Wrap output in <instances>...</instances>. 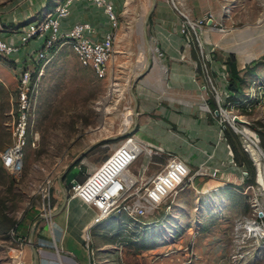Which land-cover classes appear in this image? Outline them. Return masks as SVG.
<instances>
[{
    "label": "rangeland",
    "instance_id": "rangeland-1",
    "mask_svg": "<svg viewBox=\"0 0 264 264\" xmlns=\"http://www.w3.org/2000/svg\"><path fill=\"white\" fill-rule=\"evenodd\" d=\"M211 1L213 21H206L203 14L200 17L190 15L193 20H204L201 31L199 29L196 32L194 27L191 28L200 61L203 55L199 40L203 43L205 54L215 52L223 61L234 51L246 77L244 88L250 96L246 101L248 106L245 108L238 105L237 101L231 102L226 98L224 108L241 114L251 123L230 122L228 119H224V122L227 125L225 131L230 134L229 138L226 135L228 140L230 136L234 139L239 156L247 160L249 176L218 189L199 191L192 185L195 175L176 195L177 200L184 204L179 205L174 201L169 212H166L165 204H161L154 214L146 217L147 220L154 219L157 222L135 225L128 221L126 213L115 212L105 219L109 224L101 227L98 224L96 229H92V233L97 236L94 240L90 236L85 243L99 245L109 241L104 245L107 249L115 248L123 252L125 249L141 252L146 248L174 243L163 250V254L166 250L171 253L183 246L192 249L198 244L204 256L202 264H264V236L248 228L252 222L264 226V210L259 208L262 199L260 191H264V188L258 170L259 162L264 161V154L256 143L243 137L235 127L243 128L264 150V97H257L259 90L261 94L264 91V0ZM20 2L22 0H0V35L7 36L6 33L13 32V21L9 17L16 9L15 5H20ZM141 2H131L133 15L139 14L141 9L144 12L139 16L140 22L135 20L132 32L126 33L123 30L124 33L121 31L117 34L114 44L117 49L114 50L105 76L98 77L90 65L83 64L68 43L63 44L46 60L39 78L35 110L27 128L21 167L18 170L2 164L3 152L17 140L14 132L17 69L15 71L9 63L10 57L0 55V264H17L12 255L15 250L13 246L19 245L18 236L23 234V227L29 231L28 226L32 225L34 219L40 222L43 216L51 218L43 214L48 205V197L45 196L48 189L51 204L55 205V209L60 207L65 193L59 181L61 174L66 171L62 179L70 199L68 183L74 177L83 178L117 143L134 131L137 118L133 114L135 97L131 87L136 92L137 84L144 75L140 74L138 82L132 85L138 72L145 69L149 46L144 40L143 31V19L149 9L147 6L140 8ZM201 3L206 7L205 1ZM172 4L178 9L174 2ZM179 12L183 18L184 15ZM151 16L152 12L149 19ZM149 19L146 28L151 42ZM39 43L40 40L33 37L11 56L24 55L37 48ZM214 59V63H217V59ZM29 65L36 69L38 63L31 62ZM208 66L212 68L209 63ZM256 69L260 71L259 74H256L258 71L254 73ZM13 74L15 78L11 79ZM5 75L8 77L5 78ZM202 78L209 84L208 90L211 92L212 83L208 76L202 74ZM215 81L221 87V81L216 78ZM232 112H226L231 119ZM220 116L225 117L224 110L220 111ZM84 150L81 160L73 162ZM148 155L143 151L131 169L138 170ZM152 155L154 162H151L149 170L161 166L168 156L167 153ZM235 160L241 164L237 158ZM49 178L52 179L50 188L46 183ZM80 201H69L72 221L84 209ZM85 215L92 218L89 211ZM75 231L79 232L78 226ZM181 242L182 245L179 244ZM154 250L151 258L148 254L142 255L138 263L151 264V260L159 254ZM132 255H128L125 262H134L136 257ZM111 261L115 262L113 259Z\"/></svg>",
    "mask_w": 264,
    "mask_h": 264
},
{
    "label": "crops",
    "instance_id": "crops-1",
    "mask_svg": "<svg viewBox=\"0 0 264 264\" xmlns=\"http://www.w3.org/2000/svg\"><path fill=\"white\" fill-rule=\"evenodd\" d=\"M59 1L61 0H22L20 5H15L16 9L9 17L13 21L12 26H17L30 18L42 15ZM113 1L119 15L116 36L123 30L126 33L132 32L135 27V20L139 21V16L144 11L141 9L139 14L133 15L131 6L133 0ZM141 1L140 8L147 6L149 9L152 6L153 0ZM171 1L157 0L151 11L149 26L152 31L150 44L152 45L153 56L149 70L137 84V125L132 133L143 143L160 150L163 149V151L155 154L172 151L184 156L196 172V179L192 182L193 187L199 191L214 190L241 181L242 173L244 172L247 177L248 170L245 163L236 162L230 141L226 135L222 136L219 116L202 105L206 100L211 103L210 99H214V106L218 105L219 102H216L212 91L205 95L201 89L203 79L198 72V66L200 67L198 47L196 42L192 44L186 42L185 34L181 29L182 16L179 12V10L181 13L185 11L192 16L200 17L201 14L213 15L214 9L211 0H173L178 9ZM201 1L206 2V7L202 6ZM208 1L210 2L208 3ZM192 8L196 12L195 14H193ZM86 19L92 21L96 26L95 37H101L106 30L114 27L104 9L90 0H75L71 4L70 13L63 18L61 27L65 29L78 20ZM6 34H8L7 36L11 35ZM115 49L117 48L114 46ZM211 55L214 57H211L209 63L217 72L216 79L221 81L219 70L225 63L227 64V61L217 57L215 52H212ZM22 56L24 55L10 56L9 63L12 64L15 71L17 59L22 58ZM214 58L217 59V63H214ZM258 69L254 73L258 71L256 74H259ZM14 74L10 76L11 79L15 78ZM4 77L7 78L8 75ZM219 83L221 89H226L222 81ZM259 92L257 97L262 99L264 91H262L263 94ZM226 98L228 97L223 96L220 103L225 104ZM149 151L150 148L146 147V152ZM149 160L150 157L148 156L142 164L151 163ZM152 162L154 161L152 160ZM215 167L218 168L216 175L205 171L197 172L199 168L208 171ZM157 169L148 170L155 171ZM73 199L79 198L70 197L69 201ZM69 201L62 210L51 218L43 216L40 222L38 219H34L32 225L28 226L29 231L25 229L27 227L21 229V232L26 236V241L21 245L22 248L18 254L16 250H13L12 255L17 264H36V255L31 244L32 235L38 248L37 259L39 264H128L124 259L132 253L136 259L131 264H139L138 259L140 260L142 255L148 254L149 258L152 257L154 248L159 254L156 259L151 260V264L203 263L204 256L200 247H197L198 244L194 245L195 248L192 247V249L189 246L179 247L169 254H163V250L173 246L174 243L146 248L141 252L127 249L124 252L115 248L107 249L104 245L109 241H104L99 245L87 244L85 243L87 231L85 230L84 234L82 231L85 226L92 223L95 211L79 199L84 209L72 221L69 213ZM175 202L179 205L183 203L177 198H175ZM86 211L90 212L91 219L85 215ZM106 224H109L108 220L99 223L100 227L106 226ZM97 225L91 227L92 240L97 236L92 233V229H96ZM76 226L79 227V232L75 231ZM179 244L182 245V242ZM112 259L115 262H112Z\"/></svg>",
    "mask_w": 264,
    "mask_h": 264
},
{
    "label": "built area",
    "instance_id": "built-area-1",
    "mask_svg": "<svg viewBox=\"0 0 264 264\" xmlns=\"http://www.w3.org/2000/svg\"><path fill=\"white\" fill-rule=\"evenodd\" d=\"M74 1L61 0L48 8L42 15L14 26L11 35L7 37L0 35V55L4 57H10L13 53L20 51L21 45L29 42L33 37L40 40V43L36 45L37 48L30 52L27 51L22 58L17 59V102L14 129L17 140L14 145H10L3 152V164L8 168L18 170L21 167L22 146L26 141L27 128L31 115L35 110L39 78L50 55L57 52L63 44L68 43L77 53L80 61L83 64L90 65L98 77L105 76L109 70L110 60L114 53L116 26L119 20L114 1L90 0L104 9L114 25L113 28L106 30L101 37L94 36L96 26L87 19L78 20L71 26L62 29V20L70 13L71 4ZM182 14L184 17L181 22V29L185 34L186 42L192 44L195 42V38L191 27H194L196 32L199 29L201 31L204 20L203 18L193 20L190 14L185 11H182ZM204 18H206V21L209 18H212V21L214 19L212 14H206ZM199 44L203 58L200 61V67L198 66V72L201 76L202 74L208 76L213 86H210V89L215 93L216 101L219 102L218 105L211 106V103L206 100L202 105L219 116L220 130L222 136H224L226 135V122H224V119L228 118L226 115L225 117L220 116V111L226 110L220 100L223 96L228 97L231 94L228 64L225 63L219 70L220 80L226 87V89H221L215 81L217 72L215 71V74L214 68L210 69L208 66V60L211 59L212 52L209 51L205 54L201 40H199ZM31 62L38 63L36 69L30 67L29 63ZM201 89L203 93L209 92V84L204 80ZM249 99L250 96L248 95L243 99V102L246 103ZM229 121L231 122V120ZM123 139V142L109 151L93 170L87 171L83 179H79L76 183L72 181L68 183L71 190L70 197H78L95 211L92 223L85 228L87 231L86 239L90 238L93 225L99 224L115 212L126 213L128 221L135 225L142 226V223L145 222H157L154 219L147 220L146 217L154 214L161 204H165V210L169 212L173 208L176 195L184 188L187 181L194 179L196 174L184 156L172 151H168L167 159L155 171L148 170L149 163L140 165L138 170L131 169L143 151L142 144L150 148L151 162L152 154L161 152L163 149L160 150L143 143L133 133L127 134ZM204 171L216 175L218 168H211L208 171L202 168L197 170L199 173ZM243 177H246L244 172L242 173V179ZM46 183L50 188L52 179L49 178ZM45 196L48 197V205L45 206V213L43 214L47 216L55 209V205L51 204L49 189L45 192ZM175 226H178V224H175ZM165 239H168V237ZM25 241L26 236L20 234L18 236L19 245L13 246L17 254ZM168 253L169 250H166L165 254Z\"/></svg>",
    "mask_w": 264,
    "mask_h": 264
},
{
    "label": "water",
    "instance_id": "water-1",
    "mask_svg": "<svg viewBox=\"0 0 264 264\" xmlns=\"http://www.w3.org/2000/svg\"><path fill=\"white\" fill-rule=\"evenodd\" d=\"M156 2H157V0H153V2H152V6L149 8V10H148V12H147V16H146V18H145V22H144V34H145V37H146V40H147V43L149 44V47H148V61H147V63H146V66H145V69L144 70H141V71H139L138 72V75H137V77H135V79H134V81H133V84L132 85H135V83H137L138 82V78L140 77V74H145L148 70H149V68H150V66H151V57L153 56V49H152V47L150 46V39H149V36H148V33H147V28H146V25H147V22H148V19H149V15H150V13H151V11L153 10V8L155 7V5H156ZM208 22L209 23H211L212 22V18H209L208 19ZM229 66V65H228ZM131 91H132V93H133V95H134V97H135V106H134V113L136 114V116H137V113H138V98H137V93L134 91V89H133V86L131 87ZM228 120H230L229 118H228ZM232 121L233 122H239V123H248V124H250L251 123V121L248 119V118H246V117H243L241 114H239V113H233L232 114ZM135 125H137V119H136V122H135ZM136 127V126H135ZM260 146V145H259ZM261 147V146H260ZM261 150H262V152H263V154H264V150L261 148ZM85 153V150L80 154V155H78V156H76L75 157V159L73 160V162H75L76 160H78L79 158H82V156H83V154ZM66 175V171L63 173V174H61L60 176H59V181H60V183H61V185H62V187H63V189H64V201L62 202V204L60 205V207L57 209V210H53L52 212H50L47 216H53V215H55L56 213H58L60 210H62L63 208H64V206L66 205V203H67V201H68V199H69V194H68V192H67V186L65 185V184H63V179H62V177H64ZM78 178H76V177H74L71 181L73 182V183H76V182H78ZM31 244H32V247H33V250H34V253H35V255H36V264H39L38 263V255H39V253H38V248H37V245H36V242L34 241V237H33V235L31 236Z\"/></svg>",
    "mask_w": 264,
    "mask_h": 264
},
{
    "label": "trees",
    "instance_id": "trees-1",
    "mask_svg": "<svg viewBox=\"0 0 264 264\" xmlns=\"http://www.w3.org/2000/svg\"><path fill=\"white\" fill-rule=\"evenodd\" d=\"M152 39V38H151ZM227 64L229 65V89L231 94L228 96V98L231 101H237L241 106H248L245 102H243V99L248 97L247 92L245 91L244 88V83L246 80V77L244 76V72L242 71L241 67H239V63H238V57L236 55V53L230 52L229 56L226 58ZM211 101V105L214 106V99H210ZM246 108V107H245ZM227 127V125L225 126V128ZM227 129V128H226ZM226 135L229 138V132L226 130L225 131ZM230 141L233 147V150H236V154L234 151V156L235 158L238 159V161H240L241 163H245L247 162V160L245 158H241L238 154V146L237 143L234 141V139L230 136ZM81 160V158H79L77 161ZM250 171L248 172L249 176ZM85 177V176H84ZM83 177V178H84ZM81 178V179H83Z\"/></svg>",
    "mask_w": 264,
    "mask_h": 264
},
{
    "label": "bare ground",
    "instance_id": "bare-ground-1",
    "mask_svg": "<svg viewBox=\"0 0 264 264\" xmlns=\"http://www.w3.org/2000/svg\"><path fill=\"white\" fill-rule=\"evenodd\" d=\"M146 16H147V13H146V15H145V18H146ZM145 18L143 19V31H144V22H145ZM144 40H145V42L147 43V40H146V37H145V34H144ZM147 45V44H146ZM225 112V115H226V117L227 118H229L230 120H232L231 119V117H230V114H228V113H226V112H231V111H227V110H225L224 111ZM133 114H134V110H133ZM133 119H134V117H133ZM245 124V123H244ZM235 127H236V129L242 134V136L243 137H247L248 139H250L252 142H254V143H256V145L258 146V148L260 149V151H262L261 150V147L259 146V144H258V141H256V140H254L243 128H241V127H238L237 125H235ZM123 140L124 139H122L121 141L123 142ZM119 142V143H117L116 145H115V147L118 145V144H120V143H122V142ZM142 150L143 151H146V146L144 145V144H142ZM142 151V152H143ZM147 153H149V155L151 154V151H149V152H147ZM141 155V154H140ZM148 155V156H149ZM139 158V157H138ZM137 158V159H138ZM149 164H151L150 162H148ZM149 167H150V165H149ZM258 170H259V178L261 179V182H262V184H263V188H264V161L263 162H259V165H258ZM262 188V187H261ZM260 195L262 196V199L260 200V204H259V208L260 209H262V210H264V191H260ZM258 199V198H257ZM259 203V202H258ZM263 223V222H262ZM248 228L249 229H252V230H255V231H259V233L262 235V236H264V226L263 225H260V224H258V223H256V222H252V223H250L249 225H248Z\"/></svg>",
    "mask_w": 264,
    "mask_h": 264
}]
</instances>
